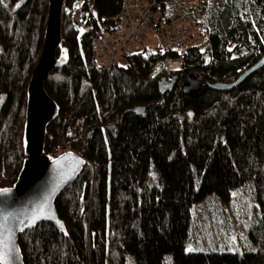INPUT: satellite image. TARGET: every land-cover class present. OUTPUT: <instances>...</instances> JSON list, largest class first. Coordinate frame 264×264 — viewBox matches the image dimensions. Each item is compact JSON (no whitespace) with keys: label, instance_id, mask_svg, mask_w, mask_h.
<instances>
[{"label":"trees","instance_id":"16d2710c","mask_svg":"<svg viewBox=\"0 0 264 264\" xmlns=\"http://www.w3.org/2000/svg\"><path fill=\"white\" fill-rule=\"evenodd\" d=\"M251 1L264 9V0ZM80 2L83 27L73 20ZM200 3V18L187 9L208 35L199 44L182 54L145 46L149 57L124 52L106 67L97 44L117 29L123 0H65L70 59L45 83L61 108L46 153L79 151L88 162L56 199L67 232L42 222L20 235L26 264H127L129 256L134 264H264V66L233 90L204 84L197 96L183 91L191 73L211 83L236 79L264 54V38L237 17L236 0ZM48 7L49 0L0 3V187L16 182L25 159L27 88ZM258 24L263 31L264 21ZM252 36L259 48L233 57ZM207 42L208 61L200 51ZM167 56L182 59V77L162 94L161 75L150 72ZM210 221L235 230L247 249L186 253Z\"/></svg>","mask_w":264,"mask_h":264},{"label":"water","instance_id":"95a60500","mask_svg":"<svg viewBox=\"0 0 264 264\" xmlns=\"http://www.w3.org/2000/svg\"><path fill=\"white\" fill-rule=\"evenodd\" d=\"M64 6L65 0H49L42 51L27 88L23 135L25 159L16 182L9 187H0V241H3L0 249L7 244L12 250L11 258L0 261V264H26L20 235L42 222H51L61 233L67 232L66 224L56 208V199L77 180L88 162L86 154L79 151L67 150L59 155L46 153L48 128L59 117L61 108L47 92L45 83L51 72L65 66L70 59V52L63 45ZM263 66L264 55L235 82L211 83L190 74L183 81V91L197 96L204 84L218 91L233 90ZM177 76L174 75L172 81L167 82L168 76L162 75L158 80L160 90H172ZM133 110L145 114L146 107L137 106ZM41 206L44 207L42 218L34 225L26 226Z\"/></svg>","mask_w":264,"mask_h":264},{"label":"built area","instance_id":"2783aa9c","mask_svg":"<svg viewBox=\"0 0 264 264\" xmlns=\"http://www.w3.org/2000/svg\"><path fill=\"white\" fill-rule=\"evenodd\" d=\"M201 0H123V9L116 16L117 29L105 31L98 42L99 56L107 66H113L123 51L134 52L136 44L153 32L158 44L168 52L182 54L196 45L193 16L187 9L194 8L199 18L202 16ZM82 3L80 2L73 14L77 26L83 27ZM210 43L207 42L200 51L209 52ZM147 57V54H145ZM208 61L211 56H205ZM182 59L167 56L159 60L153 67L156 76L170 73L181 68ZM178 67V68H177Z\"/></svg>","mask_w":264,"mask_h":264},{"label":"rangeland","instance_id":"374dc122","mask_svg":"<svg viewBox=\"0 0 264 264\" xmlns=\"http://www.w3.org/2000/svg\"><path fill=\"white\" fill-rule=\"evenodd\" d=\"M209 7V6H208ZM236 7L237 12L236 15L239 17L240 20H242L246 24H250L251 30L253 29L255 32H258L259 36L261 37V40L264 38V30L260 31V27L258 24V21L263 22L264 21V9L262 6H259V4L253 3L251 0H236ZM207 12V9L205 10V14ZM202 19V18H201ZM195 34L199 33L198 35H195L196 42L199 44L201 42V39H203L205 36L206 38L208 35H205V32L203 29L196 28ZM147 42V44L140 43L137 46V50H143L145 46L148 47V49H154V47L157 45V41L153 34L146 35L145 38L142 40ZM205 44L201 47L203 48ZM43 47V46H42ZM257 48H259V42L256 41L255 37L252 36V42L248 45L241 46L238 49H236L233 52V57H238L242 55L249 54L250 52H254ZM103 62V61H102ZM125 60L121 56L119 59V63L122 65L124 64ZM106 66V65H105ZM106 67H110L109 63ZM183 69V65L181 64V69ZM200 211V208H198ZM213 224L215 221H210ZM238 242V234L235 230H230L228 228H224L221 223L214 224L213 226H207L205 227L204 233L201 236H194L192 235V251H204V252H212V251H223L225 250H233V251H239L243 252L246 249L243 250V247H239L236 243ZM235 246V247H233ZM190 248V247H189ZM127 264H134V259L132 256H129Z\"/></svg>","mask_w":264,"mask_h":264},{"label":"bare ground","instance_id":"6f19581e","mask_svg":"<svg viewBox=\"0 0 264 264\" xmlns=\"http://www.w3.org/2000/svg\"><path fill=\"white\" fill-rule=\"evenodd\" d=\"M106 31H115V30H106ZM105 32V31H104ZM150 34H153L154 35V37H155V39H156V41H157V37H156V35L153 33V32H149L147 35H150ZM145 38V37H144ZM140 43H143L144 45L145 44H147V42H145V41H141ZM140 43H138V44H140ZM138 44H136L135 45V47H134V52H129V51H123L122 53H128V54H138V53H142L144 56H145V54H147V57H149V53H150V51H148V50H145V47H144V49L143 50H137V46H138ZM157 45L159 46V47H161L159 44H158V41H157ZM161 49H162V47H161ZM97 50H98V53H99V48H98V44H97ZM204 55V58H205V56L207 57V56H212V51H209V52H207V53H205V54H203ZM264 55V54H263ZM263 55L256 61V62H258L262 57H263ZM164 59V58H163ZM163 59H159V60H161V61H163ZM159 60H156V62L154 63V65H153V67L155 66V64L157 63V61H159ZM205 60H206V58H205ZM255 62V63H256ZM117 63V62H116ZM254 63V64H255ZM254 64H252L251 66H253ZM116 65V64H115ZM114 65V66H115ZM251 66H249L248 68H250ZM111 67V66H110ZM153 67H152V70H153ZM178 68V67H177ZM248 68H246L245 70H247ZM244 72V71H243ZM243 72H241L240 73V75L243 73ZM165 73H162V74H159V75H154L153 73H152V71L150 72V76L152 77V78H156V77H159L160 75L162 76V75H164ZM191 74H194V73H191ZM195 75V74H194ZM239 75V76H240ZM160 76V77H161ZM196 76V75H195ZM239 76L236 78V79H234V80H231V81H224V82H235L238 78H239ZM197 77V76H196ZM180 78H181V76H180ZM186 78V77H185ZM199 78V77H198ZM203 79V78H202ZM161 91V90H160ZM166 92V91H165ZM165 92H162L161 91V93L162 94H164ZM191 95V94H190ZM193 96V95H192ZM137 106H143V105H137ZM137 106H135V107H137ZM134 107V108H135ZM190 112H192V116H190V117H193V111H189V115H190ZM196 208V206L194 205V208L192 209V213L193 214H195V211L197 210V209H195ZM239 247H241V243L240 242H237L236 243ZM191 246H192V240H189L186 244H185V252L186 253H189V252H193V251H188V249H189V247L191 248ZM233 247H235V246H233ZM192 249V248H191ZM225 250V249H224ZM225 251H233V250H225Z\"/></svg>","mask_w":264,"mask_h":264},{"label":"snow or ice","instance_id":"6c2138e0","mask_svg":"<svg viewBox=\"0 0 264 264\" xmlns=\"http://www.w3.org/2000/svg\"><path fill=\"white\" fill-rule=\"evenodd\" d=\"M0 3H3V0H0ZM17 7H19V5H17ZM44 214V207L41 206L38 210H37V214H33V216L31 217L29 224L26 226H31L34 225L39 219L42 218ZM0 243H3V241H0ZM188 251H192L191 248L188 249ZM12 252V250L8 247L7 244H3V248L0 249V261H7L9 260L10 257V253Z\"/></svg>","mask_w":264,"mask_h":264},{"label":"flooded vegetation","instance_id":"af4514ba","mask_svg":"<svg viewBox=\"0 0 264 264\" xmlns=\"http://www.w3.org/2000/svg\"><path fill=\"white\" fill-rule=\"evenodd\" d=\"M176 74L178 75L177 78H176V81H178L179 79H181L180 76L182 77V73L180 71H178V72H171V73H167L166 74L168 76V81L167 82L172 81L173 76L176 75Z\"/></svg>","mask_w":264,"mask_h":264}]
</instances>
